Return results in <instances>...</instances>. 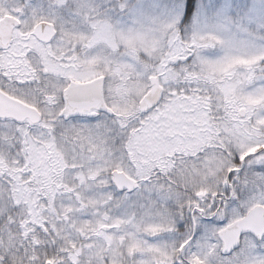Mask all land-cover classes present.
Wrapping results in <instances>:
<instances>
[{
    "label": "snow or ice",
    "instance_id": "obj_1",
    "mask_svg": "<svg viewBox=\"0 0 264 264\" xmlns=\"http://www.w3.org/2000/svg\"><path fill=\"white\" fill-rule=\"evenodd\" d=\"M0 264H264V0H0Z\"/></svg>",
    "mask_w": 264,
    "mask_h": 264
}]
</instances>
